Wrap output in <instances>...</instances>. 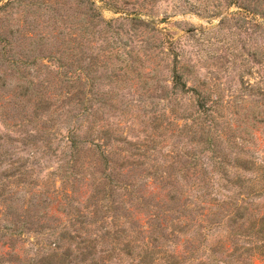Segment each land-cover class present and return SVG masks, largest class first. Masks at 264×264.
I'll list each match as a JSON object with an SVG mask.
<instances>
[{"label": "rangeland", "instance_id": "obj_1", "mask_svg": "<svg viewBox=\"0 0 264 264\" xmlns=\"http://www.w3.org/2000/svg\"><path fill=\"white\" fill-rule=\"evenodd\" d=\"M0 264H264V0H0Z\"/></svg>", "mask_w": 264, "mask_h": 264}, {"label": "trees", "instance_id": "obj_2", "mask_svg": "<svg viewBox=\"0 0 264 264\" xmlns=\"http://www.w3.org/2000/svg\"><path fill=\"white\" fill-rule=\"evenodd\" d=\"M175 74H176V75H174V78H175V86H176V88H179L180 90H183L184 85L181 83L180 78L177 75V73H175ZM140 262H142V260Z\"/></svg>", "mask_w": 264, "mask_h": 264}]
</instances>
